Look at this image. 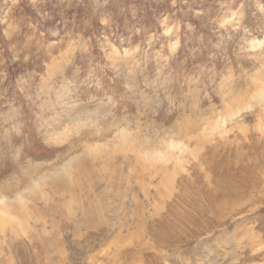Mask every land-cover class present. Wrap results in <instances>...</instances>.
<instances>
[{"label":"rangeland","instance_id":"obj_1","mask_svg":"<svg viewBox=\"0 0 264 264\" xmlns=\"http://www.w3.org/2000/svg\"><path fill=\"white\" fill-rule=\"evenodd\" d=\"M0 264H264V0H0Z\"/></svg>","mask_w":264,"mask_h":264}]
</instances>
